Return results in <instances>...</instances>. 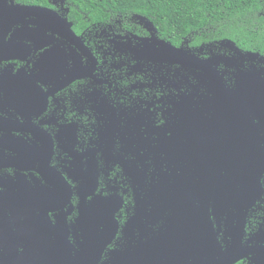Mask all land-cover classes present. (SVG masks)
<instances>
[{
	"label": "flooded vegetation",
	"instance_id": "1",
	"mask_svg": "<svg viewBox=\"0 0 264 264\" xmlns=\"http://www.w3.org/2000/svg\"><path fill=\"white\" fill-rule=\"evenodd\" d=\"M17 5L67 17L76 37L51 12ZM80 19L76 28L66 0H0V204L14 207L18 242L40 215L76 249L112 216L104 253L131 246L145 258L168 226L199 213L217 241L202 256L264 264V46L172 43L137 16Z\"/></svg>",
	"mask_w": 264,
	"mask_h": 264
},
{
	"label": "water",
	"instance_id": "2",
	"mask_svg": "<svg viewBox=\"0 0 264 264\" xmlns=\"http://www.w3.org/2000/svg\"><path fill=\"white\" fill-rule=\"evenodd\" d=\"M17 7L24 12L31 10L51 12V10L40 6L17 5ZM52 17V22L57 21L64 25L67 24L69 30L68 38L76 37L67 17L59 18L55 15ZM181 57L185 60L191 59L190 54H186L183 51L181 52ZM211 74L214 75V73ZM250 81L253 84L255 79L250 77L245 80V91ZM214 84L217 83L214 82ZM242 90L243 88L238 87L233 93L240 94L239 92ZM257 91L262 95V90ZM219 92H221V90ZM240 97H242V95H240ZM249 98L253 101L255 99V94H251ZM225 101L224 97L223 105ZM229 103L228 108L237 111L239 108L237 104V95H234ZM239 149L240 147L235 146V150ZM263 150L264 148L261 147V156H264ZM263 165L264 162H261V169ZM233 183L234 180H232V184ZM224 196V193L219 195L220 201ZM240 200L241 198L235 199V196L230 194V202L228 205L237 206ZM201 217L202 216L197 213L196 220L190 219L185 226H168L164 234L158 236L145 246L144 251L148 252V254L145 258H142L135 256L134 252L130 251L131 246L123 251H115L111 255L110 253L107 255L104 253L107 245L113 240L117 229V224L115 220L113 222L112 216L110 217L112 226H103L102 228H96L95 226L89 227L86 239L83 243H80L76 249L72 248L66 233L63 232L60 225H54L50 221L43 219L40 215L31 216L30 220H27V223L31 228L36 230V233L27 232V240L24 238L25 241L20 244L13 228V226L17 224L14 218V207L11 205V210H7L4 204H0V264H233L239 260L240 255L235 251H232L230 254L216 251L217 256H202L203 254L207 255L209 250L215 251L217 241L215 238L213 240L205 239V225H202ZM64 223L62 219L61 224ZM178 228H180L181 232L177 234V238L173 240L174 231ZM167 233L171 234V240L169 242L163 240ZM199 246L201 248H198ZM176 248L177 250L179 249V252L175 257H172L173 261H171L168 254H170L169 252L172 251V249ZM195 250L198 251V257L190 259V255L195 252Z\"/></svg>",
	"mask_w": 264,
	"mask_h": 264
},
{
	"label": "trees",
	"instance_id": "3",
	"mask_svg": "<svg viewBox=\"0 0 264 264\" xmlns=\"http://www.w3.org/2000/svg\"><path fill=\"white\" fill-rule=\"evenodd\" d=\"M40 1V0H35ZM75 24L110 15L143 17L159 36L195 44L231 39L241 47L264 46V0H66ZM260 24V26H259ZM77 28V27H76Z\"/></svg>",
	"mask_w": 264,
	"mask_h": 264
}]
</instances>
